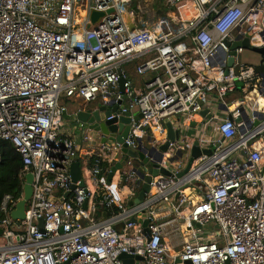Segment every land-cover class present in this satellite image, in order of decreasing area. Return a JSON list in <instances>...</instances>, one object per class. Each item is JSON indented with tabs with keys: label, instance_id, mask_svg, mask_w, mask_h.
<instances>
[{
	"label": "built area",
	"instance_id": "obj_1",
	"mask_svg": "<svg viewBox=\"0 0 264 264\" xmlns=\"http://www.w3.org/2000/svg\"><path fill=\"white\" fill-rule=\"evenodd\" d=\"M152 2L165 21L140 20L144 0H0V160L9 142L33 175L24 220L12 217L23 196L0 203V264H264V0ZM93 11L106 15L89 27ZM132 63L152 77L123 95ZM63 96L117 131L67 130ZM194 146L212 154L179 177Z\"/></svg>",
	"mask_w": 264,
	"mask_h": 264
},
{
	"label": "water",
	"instance_id": "obj_2",
	"mask_svg": "<svg viewBox=\"0 0 264 264\" xmlns=\"http://www.w3.org/2000/svg\"><path fill=\"white\" fill-rule=\"evenodd\" d=\"M113 10H110L109 13H112ZM106 14L102 13V12H95L93 11L91 13V24L89 25V27H91V25L96 24L97 22H99ZM243 45L246 48L250 47V43L249 40L246 39L242 44L240 43H236L234 45V48ZM261 53L264 54V49L260 50ZM233 60L230 61V65H232ZM120 91L121 93L124 95L126 92V88H127V82L128 79L123 75V71L121 70L120 72ZM120 105L123 104V101L121 100L119 102ZM92 108H88V109H79L77 111H74L71 115L72 120H74L78 126H81V124H84L83 129L84 130H90V131H95V132H100L102 131L103 133H107L108 130H110L111 132H116L117 131V127L113 124H110L108 126V128L106 127L105 124H101L99 125L98 122H96V120L100 119V115L99 113H95L92 116ZM114 110H117V107L114 108ZM109 115V114H108ZM203 116L208 115L207 111L202 112ZM140 118H142V114H135V120H139ZM245 119V117H244ZM114 124L118 121L117 119L113 120ZM121 122V124L118 126V128L120 129V131H123L122 134L117 138V140L119 142H123V139L127 137L128 131H129V125L131 124V119L128 117H122L119 120ZM127 126V127H126ZM167 130H168V138L170 141H174L175 139H177L179 137V131H173L172 125L170 123H167L166 125ZM244 130L242 129L241 132H243ZM168 146L169 143L161 146V151H167L168 150ZM204 153L206 155H211L212 154V150H204V151H200L199 148L197 146H194L192 148V157L188 163L187 168L185 169L184 172L180 173L178 176L182 177L185 173L189 172L194 159L198 158L201 153ZM124 153L128 154V157H133V158H137L138 154L134 153V152H129L127 151V149L124 147ZM141 158H143V155L140 154L139 155ZM118 167L120 168V165H118ZM164 174V175H170V173H168L166 170H158V169H154L152 171L153 175H157V174ZM71 177H72V190L75 189V187L77 186V184L80 182V185L83 186V183L81 182L82 180V171H81V166L80 164L74 163L71 166ZM112 177V175L108 178V180ZM147 183L144 185L140 195L138 196V198L134 201L131 202L130 205H134L139 203L141 200H143L145 198L146 193L149 191V182L151 181V176H149L148 178H146ZM32 183H33V175L31 173L27 174L25 176V184H24V195H23V199L17 204V208L15 210V212L13 213L12 217L14 220H24L25 219V213H26V206L28 204V202L30 201L32 195H33V188H32ZM70 192H68L66 194V197L69 196ZM179 197V195L177 196V198ZM107 215L104 216V218H106ZM133 222H136V219L132 220ZM149 225V221H146L144 223V227H145V233L149 236L150 235V229L148 227ZM122 225L119 226V229H121ZM197 227L199 228L200 226L197 225ZM41 230L43 231V223H41ZM2 234V231L0 230V235ZM130 256L128 255H122L121 258L123 259V264H135L134 260H130L129 259ZM137 260H142L141 257H137Z\"/></svg>",
	"mask_w": 264,
	"mask_h": 264
},
{
	"label": "trees",
	"instance_id": "obj_3",
	"mask_svg": "<svg viewBox=\"0 0 264 264\" xmlns=\"http://www.w3.org/2000/svg\"><path fill=\"white\" fill-rule=\"evenodd\" d=\"M105 166L106 164H104L102 168L105 169ZM23 170V161L16 152L14 146L9 142L4 143L1 146L0 160V203L3 196L6 194H11L17 199L23 196L25 184L22 178ZM1 217L2 215L0 212V220Z\"/></svg>",
	"mask_w": 264,
	"mask_h": 264
},
{
	"label": "crops",
	"instance_id": "obj_4",
	"mask_svg": "<svg viewBox=\"0 0 264 264\" xmlns=\"http://www.w3.org/2000/svg\"><path fill=\"white\" fill-rule=\"evenodd\" d=\"M150 3V4H149ZM153 6V2H152V0L151 1H148V8H150V9H153L154 11H156V14L158 15V14H161V17H155V18H153L154 20H163V21H165L166 19H167V17H168V14L167 15H164V12L162 11V9L161 10H159V12L156 10V8H153L152 7ZM141 18H143V17H141ZM148 21V20H147ZM149 23H150V21H148ZM124 69H125V73H126V76H127V79L128 80H131V81H133V83H134V85L137 87V88H139V89H141L144 85H145V83L152 77V76H150V77H147V76H135L136 74H135V70H136V66H134V65H132V64H130V65H126L125 67H124ZM134 76L136 77V79H134ZM61 102L64 104V105H67L68 107H69V109H70V112L72 113V111H75L78 107H83V106H85V103H84V101L83 100H81V99H76V100H71V99H68V98H66L65 96H63L62 97V99H61ZM195 124H193V126H194ZM79 126L77 125L76 127H72V128H70L69 127V130L70 131H76V132H78V130H77V128H78ZM191 132H193L192 130H190V132H189V135L191 134ZM79 159H81V157L79 158ZM189 190H188V192H190V187L188 188Z\"/></svg>",
	"mask_w": 264,
	"mask_h": 264
},
{
	"label": "rangeland",
	"instance_id": "obj_5",
	"mask_svg": "<svg viewBox=\"0 0 264 264\" xmlns=\"http://www.w3.org/2000/svg\"><path fill=\"white\" fill-rule=\"evenodd\" d=\"M148 1H151V0H144V2L146 3L145 6H148ZM154 3H155V1H154ZM156 15H157L156 11H154L153 9H150V8H147L142 13V17H143L144 21H146V22L150 21V23H151V20H154L153 18L157 17ZM242 59L243 60H250V61L257 63L259 61V54L252 52V51H245L244 55L242 56ZM132 65L135 66V63H132ZM135 74H136V72H135ZM135 76H138V75L136 74ZM135 76H134V79H136ZM145 76L150 77L151 75L147 74ZM64 81H66V79ZM231 98H234V96L231 95ZM92 107L95 108L96 105L94 104ZM64 121H65L64 122V128H66L67 130L69 129V127L72 128V127H76L78 125L74 120H72V117L70 115H65ZM87 132L94 139H97L99 136V134L95 131L87 130ZM194 135H195V132H191L190 136L193 137ZM212 227H214V224L208 225V228H212ZM0 243H1V240H0Z\"/></svg>",
	"mask_w": 264,
	"mask_h": 264
},
{
	"label": "bare ground",
	"instance_id": "obj_6",
	"mask_svg": "<svg viewBox=\"0 0 264 264\" xmlns=\"http://www.w3.org/2000/svg\"><path fill=\"white\" fill-rule=\"evenodd\" d=\"M140 20H143V21H144L143 18H141ZM147 23H148V22H147ZM260 101H261L262 105H264V99H260Z\"/></svg>",
	"mask_w": 264,
	"mask_h": 264
}]
</instances>
